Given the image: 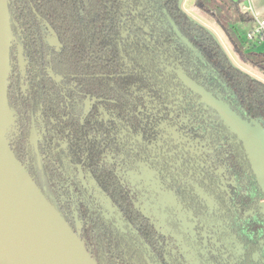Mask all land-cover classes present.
I'll use <instances>...</instances> for the list:
<instances>
[{
  "label": "flooded vegetation",
  "instance_id": "flooded-vegetation-1",
  "mask_svg": "<svg viewBox=\"0 0 264 264\" xmlns=\"http://www.w3.org/2000/svg\"><path fill=\"white\" fill-rule=\"evenodd\" d=\"M47 29L45 67L43 60L30 67L26 53L10 48L12 90L30 107L24 117L18 106L9 135L20 134L16 156L98 264H264V239L245 227L257 213L238 203L229 153L214 147L215 138H200L183 110L162 116L161 103L153 107L161 115L154 134L148 122L129 128L117 108L103 105L99 69L84 62L82 84L70 70L55 72L61 45Z\"/></svg>",
  "mask_w": 264,
  "mask_h": 264
},
{
  "label": "trees",
  "instance_id": "trees-1",
  "mask_svg": "<svg viewBox=\"0 0 264 264\" xmlns=\"http://www.w3.org/2000/svg\"><path fill=\"white\" fill-rule=\"evenodd\" d=\"M244 1L195 0L194 5L214 18L242 62L264 71V51L245 52L244 42L234 27L236 23L249 24L254 20L241 11L240 5ZM8 9L11 53L18 47L23 57L24 53L27 54L30 67L41 60L45 67L50 47L43 38L49 27L61 45L54 52L55 72L64 74L70 70L71 75L76 76V82L72 81L82 84L89 81L81 80L84 62L87 70L99 69L106 86L103 105L117 108L119 117L129 128L137 130L142 121L148 122L150 134H154L156 131L152 125L159 123L157 118H161L153 109L157 103H161L160 107L164 109L162 116L167 115L168 110L174 113L176 109L183 110L184 116L190 115L191 124L195 125L200 138L207 135L215 138L214 147L229 153L228 168L239 180V189L235 192L241 197L238 203L243 210L254 208L257 213L256 218L249 215L246 219L247 232L260 233L264 239V215L260 207L263 193L241 142L212 108L201 103L198 96L170 74V69L182 70L249 124L255 121L261 125L260 121L264 119V83L233 66L216 39L181 10L180 0H8ZM121 71L125 77L111 75ZM16 72L17 67L11 65L7 89L8 108L15 127L19 121L18 106L21 111L24 109V117H28L30 107L25 97L23 101L18 100L12 90ZM23 74L25 77L24 71ZM166 121L170 122L171 117ZM20 138L16 130L7 136L11 152L70 227L16 156ZM222 145L225 147L221 148ZM184 158L191 161L188 155ZM134 190L140 191L135 187ZM145 193L153 197L152 192L145 190ZM242 193H248L251 199L243 201L245 196ZM256 222L261 223V232L258 231L260 227L255 228ZM79 239L90 258L98 264Z\"/></svg>",
  "mask_w": 264,
  "mask_h": 264
},
{
  "label": "water",
  "instance_id": "water-1",
  "mask_svg": "<svg viewBox=\"0 0 264 264\" xmlns=\"http://www.w3.org/2000/svg\"><path fill=\"white\" fill-rule=\"evenodd\" d=\"M12 32L8 0H0V99H3L10 129L7 89L11 71ZM181 84L212 108L241 142L256 181L263 193L264 128L242 120L228 105L176 71ZM7 132L0 142V264H95L78 235L43 196L11 152Z\"/></svg>",
  "mask_w": 264,
  "mask_h": 264
},
{
  "label": "rangeland",
  "instance_id": "rangeland-1",
  "mask_svg": "<svg viewBox=\"0 0 264 264\" xmlns=\"http://www.w3.org/2000/svg\"><path fill=\"white\" fill-rule=\"evenodd\" d=\"M194 1L195 0H180L181 10L189 17L190 20L204 27L216 39V41L219 43V45L222 47V49L228 56L233 66L240 69L244 73H247L252 78L264 83V71L256 68L254 65L250 63L242 62L238 58L237 54L233 52L231 43L229 42L227 36L223 33L222 29L219 27V25L215 22L214 18L210 16L209 14L203 12L199 8H197L194 5ZM252 26H253V23L252 24L251 23L249 24L248 23L247 24L236 23L237 33L240 36V38L243 40V42L245 40L246 32L249 29H251ZM247 46L249 49L256 48L249 44H247ZM257 48L258 50H262V47H257ZM260 123H261V126L264 128V119L261 120ZM13 126L14 124H12V126L8 130L7 135H9Z\"/></svg>",
  "mask_w": 264,
  "mask_h": 264
},
{
  "label": "built area",
  "instance_id": "built-area-1",
  "mask_svg": "<svg viewBox=\"0 0 264 264\" xmlns=\"http://www.w3.org/2000/svg\"><path fill=\"white\" fill-rule=\"evenodd\" d=\"M253 19L252 28L249 29L245 34L244 44L247 43L254 47H262V50L264 51V18L259 19L255 16Z\"/></svg>",
  "mask_w": 264,
  "mask_h": 264
},
{
  "label": "crops",
  "instance_id": "crops-1",
  "mask_svg": "<svg viewBox=\"0 0 264 264\" xmlns=\"http://www.w3.org/2000/svg\"><path fill=\"white\" fill-rule=\"evenodd\" d=\"M229 1L234 2L235 0H229ZM240 8H241L242 12H247L253 18L255 16H256V18H259V19L264 18V0H245L243 3H241ZM234 27L237 30L236 24H234ZM243 49L245 52H250L253 49H254L253 51H255V52L261 51V50H258L257 47L249 49L247 45H244Z\"/></svg>",
  "mask_w": 264,
  "mask_h": 264
},
{
  "label": "bare ground",
  "instance_id": "bare-ground-1",
  "mask_svg": "<svg viewBox=\"0 0 264 264\" xmlns=\"http://www.w3.org/2000/svg\"><path fill=\"white\" fill-rule=\"evenodd\" d=\"M9 126V120L5 112V106L3 99H0V142H3L4 135L7 132Z\"/></svg>",
  "mask_w": 264,
  "mask_h": 264
}]
</instances>
